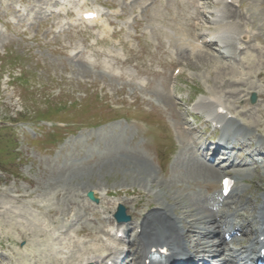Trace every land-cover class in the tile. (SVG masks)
<instances>
[{
	"label": "rangeland",
	"instance_id": "obj_1",
	"mask_svg": "<svg viewBox=\"0 0 264 264\" xmlns=\"http://www.w3.org/2000/svg\"><path fill=\"white\" fill-rule=\"evenodd\" d=\"M64 1L70 10L104 0ZM228 1L232 14L214 24L210 19V25L226 30L223 36L232 42L241 32L245 39L241 49L230 46L222 57L217 44L203 45L200 35L212 29L192 0H106L104 23L119 30L112 39L105 27L92 35L70 26L51 12L55 1L0 0V158L7 160L0 167V264H79L77 258L88 251L125 249L102 236L105 214L89 204L87 189L107 215L115 199L122 202L134 227L146 211L161 202L170 205L167 193L179 202L174 215L187 221L196 217L186 212L196 199L215 202L217 191L203 186L202 176L189 174L194 155L180 128L185 113L214 93L238 121L256 128L253 138L264 137V0ZM92 37L105 42L90 45ZM190 44L203 46L199 56L200 51L190 53ZM176 67L180 72L173 79ZM175 95L184 103L181 111L170 97ZM60 103L69 107L58 118L83 125L62 144L54 141L63 132L21 123L51 116ZM115 116L127 121L87 128ZM160 156L168 157L165 164ZM255 169L244 187L253 204L264 188V170ZM81 228L84 234H77ZM185 237L194 245V235Z\"/></svg>",
	"mask_w": 264,
	"mask_h": 264
},
{
	"label": "bare ground",
	"instance_id": "obj_2",
	"mask_svg": "<svg viewBox=\"0 0 264 264\" xmlns=\"http://www.w3.org/2000/svg\"><path fill=\"white\" fill-rule=\"evenodd\" d=\"M193 1H195V0H193ZM214 2H217V4H219V5H217L218 9L214 8V10L210 11V9H209L206 11L207 13H209L212 16L210 18L212 20V24H214L216 21H218L222 18H225V17L229 16L230 14H232L231 10L228 8V6L223 5L222 0H219V1L213 0V3ZM208 5H209V3H208ZM195 12L197 14H203L202 13L203 11H200L198 8H196ZM209 23H211L210 20H209ZM212 28H214V30L217 29V27H212ZM225 31L226 30H220L217 33H214V36L212 34L211 40L213 42H219L222 45V48L224 49L225 52H227V49L230 46H232V48L233 49L235 48V50H236L237 49V39L234 40V42H232L230 39H226V37L223 36V33ZM240 35H242V32L240 33ZM243 38H244V35H243ZM245 42L247 44L248 41H245ZM233 45H234V47H233ZM246 48L249 49L250 47L246 45ZM200 54H201V51L198 53L197 56H199ZM222 57H224V55H222ZM209 94H210V97H212V98L209 99L208 102H204V101L197 102L195 104L196 109L199 112H201L202 114H204V117H206L207 121L216 122L217 124H221V126H223L224 128L226 127L228 129H233L231 126L237 125L236 130L234 132L222 133L218 139V142H220L219 143L220 145H223V143H226V142H224L226 140L228 142L231 141L232 143H234L235 142V136L234 135H236V134L240 135V132L237 130V128L239 129L241 125L239 126L237 119H233V118L226 119L227 115L229 114V113H227L228 110L226 112L219 111L220 107H222L223 109L226 108V107H223L222 102L220 100V97H218L216 95H212L214 93H209ZM255 112H257V111H255ZM242 126H245L244 131H242L243 133L238 137H240V139H244V142L251 141V138L248 137L249 132H250L249 130L251 129V127H249L246 123H242ZM244 142L240 143V147L246 146V144ZM257 142L260 144H263L261 139L257 140ZM201 147L203 148V150H205V144H202ZM217 149L218 148H216L215 150L217 151ZM231 151L232 150H227V153L229 154ZM262 162L264 163V156L262 157ZM239 165H241V164H238L237 166H239ZM189 172H190L189 174H192V175L202 176V178L204 180V184L208 189V188L215 186V179H216L219 171L217 169H215L213 166L208 165V164L202 162L201 160L195 158V160H192L189 164ZM247 173H248V168H242V169L236 168L234 171L235 183H236V180L237 181L240 180L242 177L247 175ZM167 194L169 195V197H170L169 200L171 201L174 197H172L170 193H167ZM263 197H264V195L262 196V198ZM204 198L205 199H203V200L196 199L195 200L196 202H192V205H191V206H193V209L188 208L186 210V212L189 213V215H190V213H192V214H194L193 216H196L189 221L185 220L186 217L182 214L175 215L174 217L171 216L172 213L176 214L174 212L175 205H179V202L176 199L172 200V202L169 201V203H170L169 206H166V202H161L159 207L153 208L152 210L145 213L142 216V218H140L141 220L138 223V226L136 225V227L141 228V234H142L141 239L147 240V239L152 238V241H156V242L164 243V244L168 243L171 246V250H172L173 255L182 252L183 254L186 253L187 255H191L192 257H194L195 255H200V253H202L203 251L205 252L206 251L205 250L206 245H204L205 243H200L197 241L196 235H198V234L196 233L195 226H196V228L199 227V228L208 229V228L212 227L213 225H215V228L217 230L220 227V224L218 222H216V218H215L216 214H213V205H211V202L208 200V198H206V197H204ZM177 199H180V198H177ZM165 200H166V198H165ZM233 204H235V202H233ZM217 208H219V212L221 213L219 222L226 221V223L230 224L233 221L232 215H236L235 214L236 211L221 208L219 203L215 209H217ZM262 211H263V204L261 203L259 205L258 209L256 210L257 216H260L262 214ZM198 213L201 215H197ZM206 216H208L209 218L207 220L206 219L204 220V218ZM110 219H111V216L107 217V220H106L107 224H109L111 222ZM186 222H187V224H186ZM248 222L250 223L251 221H248ZM192 228L194 230H191ZM184 229H186L185 230L186 235L189 232V233H191V235L195 236L194 237L195 238L194 245H191L190 250L185 249L182 245L181 240H180V236H181L180 233L181 232L184 233ZM160 230H163L164 232L168 233V235L160 234L161 233V232H159ZM216 230H213V231H216ZM101 232H104V231L101 230ZM211 232H212V230L208 231V234ZM141 239H140V243H141ZM165 240H167L168 242H165ZM189 241H188V243H189ZM208 242L209 241L206 240V244H208ZM254 245H255V242L250 241L248 244L243 246V252L250 251L254 247ZM146 247H147L146 245H144L142 247V249H141L142 253L138 256L139 259L147 253ZM211 247H212V250H210L209 252H212V254L216 253L217 251H221V252L224 251V248L221 244L217 245L216 247L214 245H211ZM217 248H219V250H217ZM87 254H88V256L86 255V257L83 258L84 260L82 262H84V263L89 261V260L90 261L91 260L97 261V260H99V257H101L103 255V254H100V255H91L90 256L89 251ZM214 255L215 254H213V256ZM172 259H173V257H169L170 261H172ZM195 259L199 260L198 258H195ZM81 260H82V258H81Z\"/></svg>",
	"mask_w": 264,
	"mask_h": 264
}]
</instances>
